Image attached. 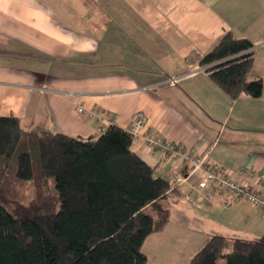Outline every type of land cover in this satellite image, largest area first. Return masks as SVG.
I'll return each mask as SVG.
<instances>
[{
	"label": "crops",
	"instance_id": "1",
	"mask_svg": "<svg viewBox=\"0 0 264 264\" xmlns=\"http://www.w3.org/2000/svg\"><path fill=\"white\" fill-rule=\"evenodd\" d=\"M227 31L253 43L249 78L262 79L259 97L231 99L200 69ZM174 75H182L176 84L162 83ZM93 110L100 117L87 115ZM138 111L148 120L142 134L178 141L232 175L240 166L264 170V0H0L1 116L85 140L110 124L129 131ZM132 150L157 176L188 171L142 136ZM200 179L194 173L156 203L168 221L143 242L146 264H187L211 235L255 240L264 232L258 208L218 188L197 190ZM199 198L217 218L202 213Z\"/></svg>",
	"mask_w": 264,
	"mask_h": 264
},
{
	"label": "trees",
	"instance_id": "2",
	"mask_svg": "<svg viewBox=\"0 0 264 264\" xmlns=\"http://www.w3.org/2000/svg\"><path fill=\"white\" fill-rule=\"evenodd\" d=\"M252 49L227 31L199 64L231 99L256 98L263 81L249 78ZM132 140L115 124L84 140L0 115V264H146L143 242L168 221L156 203L176 187L132 150ZM25 182L33 195L18 201ZM187 264H264V232L255 240L211 235Z\"/></svg>",
	"mask_w": 264,
	"mask_h": 264
},
{
	"label": "built area",
	"instance_id": "3",
	"mask_svg": "<svg viewBox=\"0 0 264 264\" xmlns=\"http://www.w3.org/2000/svg\"><path fill=\"white\" fill-rule=\"evenodd\" d=\"M207 66L200 69L205 70ZM182 75L167 77L163 84H176ZM75 111L83 115L85 109L77 104ZM89 117H100L99 111H89ZM147 117L138 111L133 117L129 127V132L133 138L139 136L143 138L147 148L160 152L164 158L172 164L186 162L189 164L188 171L183 174L176 168L170 177L171 187H178L184 184L187 179L196 172L201 173V179L197 182V190L202 189L211 192L214 188L223 190L235 201H244L258 208L264 214V170H257L245 166H240L232 175L217 165L206 162L205 156L193 155L182 143L164 138L154 131L142 134L147 125ZM105 127L100 129V133L105 131ZM195 188V189H196Z\"/></svg>",
	"mask_w": 264,
	"mask_h": 264
},
{
	"label": "rangeland",
	"instance_id": "4",
	"mask_svg": "<svg viewBox=\"0 0 264 264\" xmlns=\"http://www.w3.org/2000/svg\"><path fill=\"white\" fill-rule=\"evenodd\" d=\"M259 72L260 69L258 70ZM49 184H50V188H52V186H54L53 184V178H49ZM33 184L30 183V182H25V183H22V184H19L18 187L16 188V191H15V199L18 200V201H26L28 199L31 198V196L33 195ZM194 199H197L195 196H194ZM211 202L209 201H205L201 198H199L198 200V204L200 205V209L202 211L203 214L205 215H209V216H214L215 217V211L213 210L212 208V205L210 204ZM181 213H183V210L177 208L176 211H175V214L173 215V218L174 220L173 221H176L177 219H175L176 217H178ZM218 217V213L216 214V217ZM213 226H209V228H207L208 230L212 229ZM206 229V228H205ZM206 242V241H205ZM224 260H220L219 263H223Z\"/></svg>",
	"mask_w": 264,
	"mask_h": 264
}]
</instances>
